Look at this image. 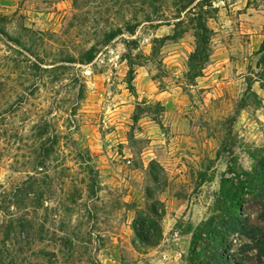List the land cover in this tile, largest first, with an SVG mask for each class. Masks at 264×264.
Returning <instances> with one entry per match:
<instances>
[{"label":"rangeland","instance_id":"obj_1","mask_svg":"<svg viewBox=\"0 0 264 264\" xmlns=\"http://www.w3.org/2000/svg\"><path fill=\"white\" fill-rule=\"evenodd\" d=\"M263 58L264 0H0V264H188L229 192L264 240Z\"/></svg>","mask_w":264,"mask_h":264},{"label":"trees","instance_id":"obj_2","mask_svg":"<svg viewBox=\"0 0 264 264\" xmlns=\"http://www.w3.org/2000/svg\"><path fill=\"white\" fill-rule=\"evenodd\" d=\"M200 20L204 22L203 18ZM200 29L204 30L205 28L201 26ZM117 35H121V31L107 36L103 47L109 45ZM98 53V49H92L86 54L81 65L92 63ZM195 56L191 57V61ZM92 170L93 168L91 167ZM91 174L95 175L93 172ZM245 177L246 182L241 185L239 193L249 192L253 194L264 211V158L257 160L253 171L247 173ZM237 198H240L239 195L233 192L227 194L226 207L223 209L225 211L223 214L225 215L222 217L219 227L214 225L215 220H211L193 232L188 264H244L242 256L239 258L240 255H230L233 248L228 243V239L237 235L251 241V245L243 247V255L248 251H256L259 258L264 259V240L262 239V235L258 229H252L246 224V219H244L243 214H240L241 204L237 203ZM138 224H140L139 228H135L137 240L145 247H156L159 244L161 236L151 235L152 229L149 227V224H152L155 226L154 229L159 228L155 225L156 222L148 220L147 223V220H139ZM188 231L192 232L190 229Z\"/></svg>","mask_w":264,"mask_h":264}]
</instances>
